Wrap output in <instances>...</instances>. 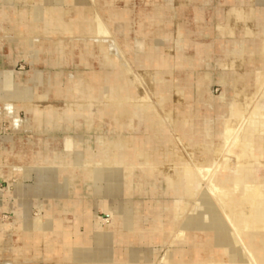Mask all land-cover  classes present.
I'll list each match as a JSON object with an SVG mask.
<instances>
[{"label":"rangeland","instance_id":"rangeland-1","mask_svg":"<svg viewBox=\"0 0 264 264\" xmlns=\"http://www.w3.org/2000/svg\"><path fill=\"white\" fill-rule=\"evenodd\" d=\"M3 1L6 6L0 4L1 11L12 14L14 7L21 8L27 28L11 35L10 19L3 23L0 35L4 43H15L0 50V68L6 70L0 72V80H5L7 95L14 93V97L2 99L5 110L0 111V139H5L6 148L5 156L0 153V191L7 193L6 198L0 195V204H18L26 213L22 219L26 227L36 219L38 249H68L70 255L82 252L87 261L93 260L89 255L101 254V259L117 264L122 260L128 262L125 264H191L188 257L185 260L189 253L196 256L194 264H242L233 227L239 212H232L234 223L229 221L207 191L216 175L236 176L256 169L264 179V155L250 150L239 157L232 141L238 134L244 140L247 131L257 127L258 117L264 120V22L260 15L254 18L260 29V48L254 56L260 66L251 73L253 82H243L245 71L240 67L235 73L238 81L224 76L221 83L218 58L210 66L193 67L180 62L188 60L182 48L176 49L177 66L175 52L168 48L167 61L155 65L158 58L148 55V64L139 66L133 55L134 65L129 61L131 70H124L115 56L116 47L126 57L123 47L130 45L112 32L116 14L103 18L99 0H18L22 2L16 6L14 0ZM118 1L123 8L125 3ZM65 4L70 7L63 8ZM134 4L139 10L141 0ZM46 20L55 27H45ZM100 26L105 35L96 32ZM119 28L115 25V30ZM96 37L106 43L93 41ZM131 37L132 42L142 40L135 34ZM151 39L156 40L152 47L163 45L154 35ZM233 42L230 53L240 58L245 53L243 42ZM193 52L188 50L187 55ZM197 52L205 55L206 50ZM13 72L20 81H14ZM204 72L212 73L206 82ZM226 92L229 95L223 97ZM29 116L35 131L16 133L24 127L19 130L15 120L25 121ZM229 126L233 137L226 143ZM67 138L75 143L74 153L65 151ZM120 151L132 159L116 157ZM113 154L116 159L106 161ZM33 164L42 169L25 170ZM204 173L208 174L204 177ZM188 175L194 180L195 194L182 193L180 205H176L179 196L172 187L180 188ZM182 189L191 188L186 182ZM231 191L230 203H238L239 192ZM79 201L84 206L82 216L72 208ZM66 205L69 209H62ZM53 206L58 208L52 210ZM194 210L203 214L193 220ZM11 211H0L1 221H11ZM53 214L54 218L65 217L66 224L59 225L54 219L51 226L46 219ZM78 216L84 221L81 225ZM203 221L210 229L199 227ZM222 224L224 229H220ZM23 228L21 251L27 252L31 247L25 241L33 237ZM12 243L6 242V251ZM216 256L221 259L215 260Z\"/></svg>","mask_w":264,"mask_h":264},{"label":"crops","instance_id":"crops-1","mask_svg":"<svg viewBox=\"0 0 264 264\" xmlns=\"http://www.w3.org/2000/svg\"><path fill=\"white\" fill-rule=\"evenodd\" d=\"M17 1L18 0H14L12 5L16 6L18 3L20 4L22 2L17 3ZM99 1V12L103 18L109 19L113 12L116 14L113 18L114 22H110L113 25L111 30L114 33H119L122 41L124 40L127 41V44L129 43L130 46L123 47V50L125 51V55L131 64L134 65V63H132L134 56L135 63L139 66L142 64L143 66L148 64L146 59L148 55L158 58V62H155V65L159 64V62L161 63L162 60L167 61L165 52L169 48L175 52V66L180 64V62H183V64H190L193 67L210 66V61L215 57L219 59L217 65L218 68H221V71L218 73L220 76L219 81L221 83H224V81H222V77L224 76H231L232 81H238V77L235 73L240 67L245 71L244 75L241 77L243 82H253L252 74L260 66L258 62L259 60H257L254 56L258 53L260 48V29L254 18L257 15H260L264 22V0H217L218 5L216 6H214L215 0H141V7L139 10L136 9L134 0H120L125 3L123 8L118 7V0ZM0 4L6 6V2L3 0H0ZM105 5H108L109 8H103ZM69 7V4H65L63 8ZM14 9L15 10L12 13L13 15L3 10L0 12V17L7 18V21L11 19L10 24L15 25L17 22L16 14L17 12L20 14V11L22 10L19 7H14ZM115 25H120L119 31L117 29L115 30ZM16 26L17 25H15V27ZM0 27V35H2L4 26ZM15 27L10 25V34H17L21 32H17ZM131 34H135L138 37L141 36L142 40L132 42ZM151 34L163 42L161 47H156L155 45L152 47V42H156V40L151 39ZM183 34L188 35L184 36ZM194 35L199 39L202 38L203 41L194 40ZM180 40H182V42ZM235 40L243 42L245 49V53L243 56H240V58H237L235 55L230 53V49L234 43L233 41ZM171 41H173V43L169 44ZM8 44L15 45L14 42L4 43L3 38L0 37V50H4ZM173 44H175L174 48H172ZM150 46L154 51L152 49L150 50ZM177 48L183 49V55L188 58L186 62L183 60L180 62L176 61ZM130 49L132 51H130ZM197 49H205V55H203L204 53L199 54ZM135 50L138 52L135 53ZM188 50H193L194 52L189 56L187 55ZM227 65H229V67L226 69ZM0 72H6V70L0 68ZM203 74L206 82L212 73L204 72ZM1 75L2 73H0V77ZM15 75V72H13L14 81H20V79H17ZM248 76L251 77L249 78ZM7 97H14V93L7 95L5 91V80H0V103L3 105V109L0 111L2 112L5 110L6 102L2 99ZM22 128L23 126H21L19 130ZM33 128H35L34 125ZM23 129L26 128L24 127ZM23 129L21 131H17L16 133H22L28 130ZM4 143L5 139H0V153L3 156L6 155ZM35 157H33L31 161H34ZM3 176L5 177V175ZM6 194V191H0V195L5 198ZM7 204L8 202L0 204V211L4 213L5 210H13V212L11 211L13 218L11 221L7 222H3V220L1 221L0 219V264H4L5 262H10L12 264H101L105 261L101 259L103 256L101 254H92V256L89 255V257H92L93 260L91 259L90 261H87L85 260V254L82 252L70 255L68 249H38V242L40 239H38L37 231L34 228L36 219L33 220L32 224L26 227L27 224L23 223L22 220L26 213L20 211L21 207L18 204L11 207H8ZM57 208L58 207L54 208L53 206L52 210ZM63 208L64 210L69 209L67 205L64 207L62 206V209ZM72 208L78 209V211L80 210L81 216L85 214L83 211L84 206L82 201L77 202ZM81 216L77 217L78 224L80 225L84 223ZM54 219L58 220L57 222H59V225L63 226L66 224L65 217L58 216L54 218V214L46 220H50L51 226H53ZM23 226H25L26 231H30L31 236L33 237L30 240L25 241L26 244H30L31 247L27 252L21 251L23 246ZM12 235H14V237L11 238ZM63 240L64 239L62 237V241ZM8 241H12L13 243L10 244V249L6 251L5 244ZM185 252L189 253L188 249L185 250ZM202 252L207 254L204 250L201 251V253ZM187 257L189 258L187 261H191V264H194V257L196 256L193 254L190 255L189 253L186 255L185 260ZM206 258H208L207 255ZM217 258L219 257L216 256L215 260H217ZM219 259H221V257ZM106 263L117 264V262H109L108 260L104 262V264ZM125 263L128 262L122 260V262L120 261L118 264Z\"/></svg>","mask_w":264,"mask_h":264},{"label":"bare ground","instance_id":"bare-ground-1","mask_svg":"<svg viewBox=\"0 0 264 264\" xmlns=\"http://www.w3.org/2000/svg\"><path fill=\"white\" fill-rule=\"evenodd\" d=\"M37 1V0H36ZM94 3H96L98 0H92ZM65 2V1H64ZM60 5V4H58ZM60 7V6H59ZM28 8V7H27ZM49 9V8H48ZM61 9V8H60ZM34 10V9H33ZM18 11V10H17ZM26 11V10H25ZM2 12V11H1ZM38 12V11H36ZM59 12V10H58ZM61 12V11H60ZM24 15L23 11H20V14L17 12L16 14V24L17 25L15 27L14 24H10L11 26H14L18 31H21L20 33H17V35L22 34L25 30V27L27 28L24 20L22 19V16ZM36 15V14H35ZM96 15V13H95ZM6 16V14H5ZM4 16V17H5ZM29 16V15H28ZM100 16V15H99ZM25 17V16H24ZM23 17V18H24ZM101 17V16H100ZM37 19V18H36ZM49 20V19H48ZM7 21V18H3L0 17V26H3V23ZM38 21V20H37ZM96 21V20H95ZM99 21V20H98ZM103 21V20H102ZM101 22V21H100ZM104 22V21H103ZM34 23V22H33ZM38 23V22H36ZM34 24L32 27L35 29L37 24ZM60 24V23H59ZM108 24V23H107ZM86 25V24H85ZM95 25V24H94ZM98 25V23H97ZM96 25V26H97ZM105 25V24H104ZM50 26H53V22H49V21H45V27L50 28ZM69 26V25H68ZM61 27V26H60ZM63 27V25H62ZM1 28V27H0ZM24 28V29H23ZM19 29V30H18ZM21 29V30H20ZM108 29V28H107ZM13 30V28H12ZM46 32L51 30V29H45ZM66 31V30H64ZM104 29L102 26H100V28L98 27V30H96L97 33L99 34H103L104 33ZM109 31V30H108ZM111 31V30H110ZM109 31V32H110ZM31 32V31H30ZM61 32V31H60ZM106 32V31H105ZM15 33V32H14ZM75 33V32H74ZM29 34V33H28ZM11 35H15L16 34H11ZM71 35V34H70ZM80 35V34H79ZM105 35V33H104ZM107 35V34H106ZM112 35V34H111ZM185 36V35H184ZM104 37V36H103ZM118 37V36H117ZM97 38V37H96ZM94 39L93 41L97 42V43H106L105 40L102 39ZM113 38V37H112ZM22 39V38H21ZM39 39V38H38ZM111 39V38H110ZM32 40V39H30ZM112 41H115L114 39H111ZM107 41V40H106ZM38 42V41H36ZM111 42V41H109ZM27 43V42H26ZM111 44V43H110ZM108 45V44H107ZM106 50V49H105ZM109 50V49H108ZM107 50V51H108ZM39 54V52H38ZM113 54V53H112ZM92 55V54H91ZM116 58L118 57L121 60V64L124 68V70H126L127 72L129 70H131L130 68V63L129 61L126 59V57H124V53L120 50L119 46L116 47ZM94 57V56H93ZM109 57V56H108ZM37 59V58H36ZM114 59V58H113ZM116 60V59H115ZM118 61V60H117ZM110 66V65H109ZM264 68V67H263ZM259 74V73H258ZM72 79V78H71ZM132 80V79H131ZM124 81V80H121ZM133 83V82H132ZM134 87V86H133ZM125 89V88H124ZM106 92V91H105ZM109 92V91H108ZM129 92V91H128ZM122 94V93H121ZM227 92L226 94H223L224 96H227ZM162 95V94H161ZM159 96V95H158ZM101 99V98H100ZM117 99V98H116ZM95 100V99H94ZM110 100V99H109ZM103 101V100H102ZM126 101V100H125ZM163 101V99H162ZM83 103V102H81ZM94 103V102H93ZM127 103V102H126ZM117 104V103H116ZM125 104V103H124ZM129 104V103H128ZM147 104V103H146ZM64 105V104H63ZM220 106V104H219ZM226 106V104H225ZM14 107V106H13ZM16 107V106H15ZM228 107V105H227ZM117 108V107H116ZM148 108V107H147ZM224 108V107H223ZM226 108V107H225ZM224 108V109H225ZM217 109V108H216ZM215 109V110H216ZM107 109L106 113L109 112ZM105 111V110H104ZM133 111V110H132ZM7 112V111H6ZM143 112V111H142ZM147 113V110H146ZM218 113V112H217ZM212 114V113H211ZM219 114V113H218ZM124 115V114H123ZM117 116V115H115ZM14 117V116H13ZM8 118V117H7ZM179 118V117H178ZM185 118V117H184ZM124 119V118H123ZM258 122H257V127H255V129H251L250 131H247V133L245 134V139L240 141V135L238 134L237 136H235V138L232 140L233 141V148L236 149V154L240 157L242 155L247 154V152H250V150H252V154H256V155H264V120H262L260 117H258ZM114 120V119H113ZM26 121V122H25ZM15 120V125L18 127H25L28 130H32L33 129V123H34V119L33 117L29 116L27 120ZM115 121V120H114ZM120 121V119H119ZM123 121V120H122ZM14 122V121H13ZM215 126V125H214ZM124 127V126H123ZM151 127V126H149ZM183 128V127H182ZM201 128V127H200ZM177 129V128H176ZM224 129V128H223ZM185 130V129H183ZM190 130V129H189ZM220 130V129H219ZM233 127L229 126L227 127V132L225 134V142L228 143L230 141V139L233 137V135L231 134L233 131ZM186 131V130H185ZM244 131V130H243ZM203 132L201 131V134ZM223 133V131H222ZM155 134V133H154ZM158 134V133H156ZM215 134V133H214ZM183 135V134H182ZM196 135V134H195ZM199 135V134H197ZM204 136V135H203ZM208 136V135H207ZM213 136V135H212ZM209 137V136H208ZM214 139V136L212 137ZM160 139V138H158ZM199 139V138H197ZM210 139V138H209ZM167 140V139H166ZM189 140V139H188ZM187 140V142H188ZM124 141V140H123ZM122 140H120V142H123ZM165 141V140H164ZM128 142V141H127ZM201 142V141H200ZM125 143V142H124ZM194 143V141H193ZM209 143V142H208ZM195 144V143H194ZM214 144V143H213ZM77 145V144H76ZM111 145V144H110ZM197 145V144H196ZM104 146V145H103ZM121 146V145H120ZM130 146V145H129ZM214 146V145H213ZM65 151L68 153H74L75 152V143L73 140H71L70 138H67L65 140ZM124 147V145H123ZM198 147V145L196 146ZM125 148V147H124ZM204 148V147H203ZM212 148V147H211ZM139 149V148H138ZM210 149V148H209ZM249 150V151H248ZM263 151V153H261ZM148 152V151H147ZM257 152V153H256ZM139 155V154H138ZM125 157V158H130V155L126 153V151H120L119 153H117L116 157ZM210 156V155H209ZM115 155L113 154L111 158H109V156L107 157L106 161H110L113 162L116 159ZM36 158V157H35ZM87 158V157H86ZM58 159V158H57ZM132 159V158H130ZM147 158H145L143 161H145ZM39 160V159H38ZM37 160V161H38ZM126 160V159H125ZM211 160V159H210ZM36 162V161H35ZM39 162V161H38ZM104 162V161H103ZM206 162V161H205ZM37 163V162H36ZM102 163V162H101ZM105 163V162H104ZM38 164V163H37ZM48 164H51V162H49ZM143 164V163H141ZM155 164V162H154ZM41 165H43L41 163ZM128 165V164H127ZM117 167V166H116ZM150 167V166H149ZM28 169H25L26 171H28L29 173L32 170H38V166H35L34 164L31 165L30 167H27ZM132 168V166H131ZM20 169V168H19ZM35 170V171H36ZM123 170V169H122ZM127 170V168H126ZM116 171V170H115ZM150 171V169L148 170ZM154 171V170H153ZM103 173V171H101ZM114 172V171H113ZM134 172V171H133ZM146 172V171H145ZM151 172V171H150ZM218 172V171H217ZM130 173V172H129ZM147 173V172H146ZM231 173V172H230ZM101 174V173H100ZM112 174V173H111ZM117 174V173H116ZM203 174V173H202ZM208 173H204V177L207 175ZM102 175V174H101ZM130 175V174H129ZM140 175V174H139ZM216 174H214L213 176H215ZM99 176V174H98ZM128 176V175H127ZM152 176V175H151ZM220 176V175H219ZM218 175H216V179H210V187L208 188V196L213 198L214 201H216V203H218L219 207H221L222 211H224V213L226 214V216L228 217V220L234 223V214H232V212L234 213H238L239 212V219L237 220V222H235L233 225L234 227V231L237 234V244L239 245L240 249H239V255L241 258V261L243 262L242 264H264V179L262 180V178L259 175V172L256 171V169H249L247 171H245V173H240L237 174L236 176L234 174H226L224 176H222L221 178H219ZM111 176V180H112ZM132 177V175L130 176ZM188 178H185V183L181 181V183L179 185H181V187H172V189L174 192L177 193V195L179 196V200L176 202V205H180V200L181 198H183V195L181 196L182 193H190V194H195V188H193V183L194 180L191 179L192 175H188ZM138 178V177H137ZM196 178V177H195ZM131 179V178H130ZM234 179V180H233ZM186 182L188 184V187L191 188L190 190H185L182 189L184 186H186ZM134 183V182H133ZM134 185V184H133ZM129 186V185H128ZM204 186V185H203ZM234 188V191H238L239 192V197H240V201L237 203H230V196H231V190ZM198 190V189H197ZM175 193V194H176ZM212 200V202H213ZM206 208V207H205ZM229 208V212L228 209ZM196 209V207H195ZM169 210V209H168ZM195 212L193 213V220L195 217L199 216V214H203V212H198L197 210H194ZM47 216V215H46ZM205 216V215H204ZM207 217V216H206ZM208 219V218H207ZM189 220V218H188ZM200 220V219H199ZM195 225V224H194ZM205 225H207V223L205 221H203L202 223H200V228L202 229H210L209 227H206ZM113 226V225H112ZM196 226V225H195ZM224 224H222L220 226V229H224L225 227H223ZM193 227V226H192ZM192 229V228H191ZM219 230V229H218ZM185 231V230H184ZM109 232V231H108ZM219 232V231H218ZM116 233V232H115ZM221 233V232H220ZM184 232L182 231L181 235H183ZM231 234V233H230ZM200 235V234H199ZM207 235V234H206ZM225 235H227L225 233ZM195 236V235H194ZM193 236V238H194ZM208 236V235H207ZM199 237V236H198ZM232 237V236H231ZM229 237V238H231ZM235 237V238H236ZM203 238V237H202ZM209 239V238H208ZM228 239V238H227ZM202 240V239H201ZM181 241V240H180ZM199 241V240H198ZM206 241V240H205ZM227 241V240H226ZM231 241V240H230ZM227 246L228 249L231 245H229V242H227ZM203 245V244H202ZM245 247V249H244ZM235 248V247H234ZM237 250V249H236ZM248 253H247V252ZM200 253V252H199ZM249 254L251 256V260L248 258L247 254ZM172 255V254H171ZM161 261V260H160ZM163 261V260H162ZM161 261V262H162ZM228 261V260H227ZM160 262V263H161ZM166 260L163 262L165 263ZM229 262V261H228ZM169 264V263H168ZM235 264V263H234Z\"/></svg>","mask_w":264,"mask_h":264}]
</instances>
